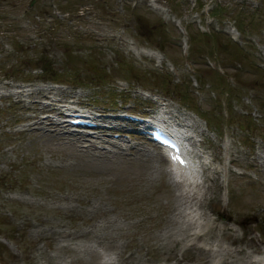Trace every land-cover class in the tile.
<instances>
[{"label":"rangeland","instance_id":"rangeland-1","mask_svg":"<svg viewBox=\"0 0 264 264\" xmlns=\"http://www.w3.org/2000/svg\"><path fill=\"white\" fill-rule=\"evenodd\" d=\"M44 88L110 119L148 107L166 116L169 103L201 133L180 129L224 156L201 160L220 169V188L200 164L191 180L175 176L129 126L120 133L137 152L43 140L28 128L45 111L32 104ZM208 181L220 200L207 212L235 228L237 244H212L207 257L177 244L167 258L181 238L167 224L187 221L181 203L183 215L172 211L185 200L177 195L197 184L200 196ZM236 245L263 256L264 0H0V264H126L130 251L139 264H218L227 251L233 264Z\"/></svg>","mask_w":264,"mask_h":264},{"label":"bare ground","instance_id":"bare-ground-1","mask_svg":"<svg viewBox=\"0 0 264 264\" xmlns=\"http://www.w3.org/2000/svg\"><path fill=\"white\" fill-rule=\"evenodd\" d=\"M56 83H61V82H56ZM32 92V91H31ZM31 92H28V96L31 94ZM38 93L37 99H34L32 101V104H37L39 105L40 110H45L44 113L42 114H37L36 117H32L30 124L32 125L28 130L32 131L33 133L36 134H44L45 138L43 140H49V137L51 136H56L58 138V141L61 143H65L69 146H75L76 151L78 153L82 152H89V154L94 153L96 150L97 152H112V153H125L124 150L126 149H133L135 152L138 150L134 148L133 145L128 144L127 141L123 139V134L120 133L121 129L120 128H127L128 126L130 127V131L134 132L137 131V135L139 136H144L142 132L139 131L140 128H144V126L147 128L146 123L140 122V121H132L125 119L124 118H108V117H97L96 115H92L91 120L97 122L96 127L94 129L92 128H85L83 131H75L76 128L70 127L71 125L69 123H65V121H61L56 118V116H60L63 114L64 109H66L69 105L72 107L71 103L74 104V100L71 97L72 95L69 93H65L64 95L68 97L64 102L59 100V98H53V91L48 90V89H39L34 91ZM21 95L23 94V90L19 92ZM50 99V101L46 104H41L42 99ZM18 99H21L19 97ZM165 112L168 114L167 116V121L170 126H173L175 128L179 129V125H188L192 129V131L195 133L200 134L201 130H199L198 124H196L194 121H187L185 120L184 117H182V114L178 111L172 110L170 107L169 103L165 104ZM151 108L153 107H148L146 112H134L137 115H143L146 114L147 112H152L156 113L158 112L157 110L153 111ZM39 110V111H40ZM38 111V110H37ZM101 115V114H100ZM102 122H107L103 123L106 125H103ZM114 121V122H113ZM119 124L122 127H115L114 124ZM117 133L118 136L114 138L113 136L109 135L114 133ZM49 136V137H48ZM187 137V135H185ZM186 139H188V143L190 145V150H189V155L192 158V162L198 164V161L200 162L199 166L202 168V172H206L208 169H213V174L208 175V173L205 175L204 174V181L206 180H211L212 182L215 183L217 190L220 188V182H219V176H220V169L217 167H214L210 162V164L204 163L202 160V156L204 154L210 153L213 157V160H219L220 162L223 160L224 156L221 154L218 157H215V153L213 152L211 145L209 143L207 144H197L195 141V138L193 136H188ZM85 143V144H83ZM125 143V144H124ZM127 143V144H126ZM104 144H106L108 147L111 149H106L102 150L104 147ZM200 145L201 150H195V147ZM219 145V144H218ZM210 150H207V148ZM220 147V145H219ZM225 154L228 155L229 161H235V158L233 155L230 157V153L228 150L225 148ZM152 156L156 157L157 160L160 161V158L162 159L161 152L159 153L158 151H153ZM96 157H103V154L99 155L93 154L92 158ZM128 157V156H126ZM216 158V159H215ZM166 159V158H165ZM98 161H102L101 158ZM191 162V165H192ZM214 167V168H213ZM168 171V170H166ZM196 171V169L192 170L191 172ZM226 173H231L229 169H225ZM159 172H164L163 169L159 168ZM169 172V171H168ZM180 183V184H179ZM177 185H183L185 182L184 181H179ZM189 184V183H188ZM190 185V184H189ZM197 187V184L191 189L188 190H181L177 196H180L182 198H185L183 202H177L174 206L172 211L178 215L179 212H181V215L184 214L186 216V225L183 227L181 226L182 224H178V221L175 220L173 217V223L170 221L167 224L168 228L175 229L178 227L179 234L181 235L180 240L179 239H174L172 246H169L170 251L168 254H170V257L167 255V258H171L172 256L174 257V252H175V247L177 244H183V249H196L194 252H197L198 254H201L203 257H207V254L210 255V252H214V247L211 245H216V248L218 247H224V243L227 245H235L238 242V238L235 236V228L229 226L227 223H220L218 218H212L207 211H211L213 208L218 207L219 205V196H213L212 193L214 190L210 187L209 181L207 182V185L204 186V190L201 193V195H198V191L195 190ZM183 200V199H181ZM185 206L187 208V211H184L185 213L182 214V210H179V204ZM207 205L209 207H207ZM211 206V208H210ZM235 221V219H232V221ZM177 221V222H176ZM77 230V227L74 228L72 233H75ZM64 234H69V232L63 231ZM80 235H87L90 232L88 230H80L78 231ZM223 239V241H222ZM229 239V240H228ZM166 243V242H165ZM167 244V243H166ZM164 244V245H166ZM209 245V246H208ZM109 248H111L108 245ZM245 247H238L236 245L235 249H233V252H236V255H240L241 259L239 258L238 260H235V263L233 264H252V259L248 253H246ZM182 249V250H183ZM230 248H226L225 250H228ZM218 253H221V251H218ZM216 253V255H218ZM227 253V251H226ZM226 253H221L217 261H215L218 264H225L228 263L230 264V258L226 257ZM263 256H264V249L262 250ZM195 257V256H194ZM143 257H136L135 254L130 251L127 255L123 256L121 258L122 262H126V264H139L141 261H146L145 259H142ZM211 260V258L209 259ZM213 260V259H212ZM239 261H242L239 262ZM210 262V261H208ZM116 264H122L120 262ZM210 264H214L213 262H210Z\"/></svg>","mask_w":264,"mask_h":264},{"label":"trees","instance_id":"trees-1","mask_svg":"<svg viewBox=\"0 0 264 264\" xmlns=\"http://www.w3.org/2000/svg\"><path fill=\"white\" fill-rule=\"evenodd\" d=\"M218 11H219V9H218ZM200 34H204V33H200ZM207 34V36L210 34V33H206ZM212 34V33H211ZM189 37H190V39H192L193 41H195V37H196V34H194V33H190L189 34ZM235 43V42H234ZM68 52H72V50H69ZM77 54V53H76ZM76 54H75V56H76ZM93 66V65H92ZM91 69H92V67H91ZM52 72V71H51ZM93 72H95V75L97 76V75H100L101 77H105V71H104V69L102 68V69H96V71H93ZM52 73H54V72H52ZM11 76V75H10ZM56 82H61V81H58V80H56ZM62 83V82H61Z\"/></svg>","mask_w":264,"mask_h":264},{"label":"clouds","instance_id":"clouds-1","mask_svg":"<svg viewBox=\"0 0 264 264\" xmlns=\"http://www.w3.org/2000/svg\"><path fill=\"white\" fill-rule=\"evenodd\" d=\"M252 264H264V256L253 255Z\"/></svg>","mask_w":264,"mask_h":264}]
</instances>
